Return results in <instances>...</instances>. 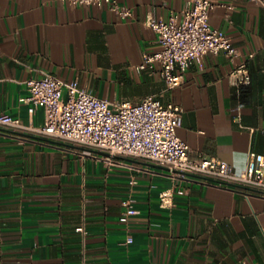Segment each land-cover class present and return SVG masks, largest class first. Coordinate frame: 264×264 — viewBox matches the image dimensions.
Here are the masks:
<instances>
[{"label": "crops", "instance_id": "crops-1", "mask_svg": "<svg viewBox=\"0 0 264 264\" xmlns=\"http://www.w3.org/2000/svg\"><path fill=\"white\" fill-rule=\"evenodd\" d=\"M213 1L209 24L237 55L205 54L167 88L158 66L137 69L160 49L145 21L179 20L185 0H116L127 19L106 5L0 0V113L41 126L25 81L46 75L110 103L152 95L182 109L176 134L192 156L242 170L249 152L264 155V0ZM240 63L250 81L238 87ZM0 264H264V197L0 128Z\"/></svg>", "mask_w": 264, "mask_h": 264}, {"label": "built area", "instance_id": "built-area-1", "mask_svg": "<svg viewBox=\"0 0 264 264\" xmlns=\"http://www.w3.org/2000/svg\"><path fill=\"white\" fill-rule=\"evenodd\" d=\"M72 6L106 5L120 18H130L132 12L121 7L116 0H61ZM262 2V0H258ZM213 0H185L180 11L167 21L147 18L145 25L156 35L160 49L143 55L138 70L159 67V74L167 88L184 82L183 72L205 54L225 52L237 55L230 39L209 24L210 12L216 7ZM251 57V56H249ZM178 68V73L173 70ZM240 87L249 84L245 63L238 64L230 73ZM28 112L41 109L44 122L36 127L24 124L19 118L0 113V128L101 151L110 157L135 159L167 169L174 176L193 177L221 187L242 190L264 197V155L249 152L244 168L236 171L230 159L217 160L192 156L191 149L176 134L182 119V109L174 104H163L149 95L137 103L108 102L80 88L76 81L63 82L52 75L25 81ZM182 189L164 190L159 204L169 207L175 194ZM134 211L127 209L121 221ZM82 235L85 229H75Z\"/></svg>", "mask_w": 264, "mask_h": 264}, {"label": "water", "instance_id": "water-1", "mask_svg": "<svg viewBox=\"0 0 264 264\" xmlns=\"http://www.w3.org/2000/svg\"><path fill=\"white\" fill-rule=\"evenodd\" d=\"M91 150V149H90ZM93 151H96V150H93ZM97 153H99V154H102V155H104V156H109V154H107V153H105V152H101V151H96ZM113 157H115V158H118V156H113Z\"/></svg>", "mask_w": 264, "mask_h": 264}]
</instances>
